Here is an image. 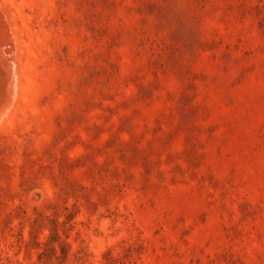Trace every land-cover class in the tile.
<instances>
[{"label":"rangeland","instance_id":"1","mask_svg":"<svg viewBox=\"0 0 264 264\" xmlns=\"http://www.w3.org/2000/svg\"><path fill=\"white\" fill-rule=\"evenodd\" d=\"M0 48V264H264V0H0Z\"/></svg>","mask_w":264,"mask_h":264},{"label":"bare ground","instance_id":"2","mask_svg":"<svg viewBox=\"0 0 264 264\" xmlns=\"http://www.w3.org/2000/svg\"><path fill=\"white\" fill-rule=\"evenodd\" d=\"M4 31V30H3ZM4 34V33H3ZM3 43V42H2ZM8 46V45H7ZM11 46V45H10ZM1 49V48H0ZM5 51V50H4ZM6 53V51H5ZM4 65V64H3ZM8 70V69H7ZM1 75V74H0ZM15 79V78H14ZM15 81V80H14ZM11 82V81H10ZM13 83V82H12ZM10 84V83H9ZM8 85V84H7ZM14 90V89H13ZM18 97V96H17ZM5 103V102H4ZM15 103V102H14ZM7 107V106H6ZM7 111V110H6ZM6 114V113H5Z\"/></svg>","mask_w":264,"mask_h":264}]
</instances>
